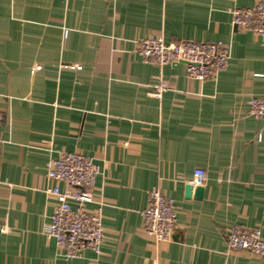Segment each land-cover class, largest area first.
I'll list each match as a JSON object with an SVG mask.
<instances>
[{"label":"crops","instance_id":"crops-1","mask_svg":"<svg viewBox=\"0 0 264 264\" xmlns=\"http://www.w3.org/2000/svg\"><path fill=\"white\" fill-rule=\"evenodd\" d=\"M259 1L0 0V264H264L226 241L233 224L264 238V119L247 104L264 96V37L230 13ZM148 36L222 41L229 66L199 81L185 63L145 62L135 41ZM60 151L99 167L88 207H102L104 243L78 259L44 232ZM199 168L203 197H187ZM154 188L178 212L159 245L142 222Z\"/></svg>","mask_w":264,"mask_h":264},{"label":"built area","instance_id":"built-area-1","mask_svg":"<svg viewBox=\"0 0 264 264\" xmlns=\"http://www.w3.org/2000/svg\"><path fill=\"white\" fill-rule=\"evenodd\" d=\"M230 13L236 26L264 37V0L253 7H235ZM135 44V52L143 61L161 66L185 63L188 76L199 81L214 79L229 66L230 46L222 41L184 40L168 44L162 37L148 36L138 38ZM168 90V83L161 79L151 94L161 99ZM247 104L249 115L264 119V96L249 97ZM98 174L99 167L94 159L81 152L60 151L57 157L47 163L48 178L64 183L65 189L53 186L46 190L49 196L56 199L57 206L44 232L56 241L66 260L81 258L86 250L99 253L103 246L105 235L102 207H88L93 202V189ZM205 178L206 172L196 169L190 184L202 185ZM177 217L174 199L164 195L159 188L152 189L148 205L142 211L145 234L156 245L170 242ZM226 241L229 251L247 250L264 257V238L259 228L233 224L226 233ZM152 264L159 263L155 260Z\"/></svg>","mask_w":264,"mask_h":264},{"label":"water","instance_id":"water-1","mask_svg":"<svg viewBox=\"0 0 264 264\" xmlns=\"http://www.w3.org/2000/svg\"><path fill=\"white\" fill-rule=\"evenodd\" d=\"M195 192V197L201 199L203 197L204 188L202 186H194L192 184H188L186 186V195L190 197Z\"/></svg>","mask_w":264,"mask_h":264}]
</instances>
